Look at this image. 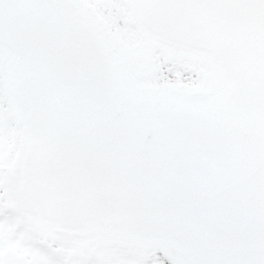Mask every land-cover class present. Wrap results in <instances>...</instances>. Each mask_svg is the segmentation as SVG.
Returning a JSON list of instances; mask_svg holds the SVG:
<instances>
[{
	"label": "snow or ice",
	"instance_id": "6c2138e0",
	"mask_svg": "<svg viewBox=\"0 0 264 264\" xmlns=\"http://www.w3.org/2000/svg\"><path fill=\"white\" fill-rule=\"evenodd\" d=\"M0 264H264V0H0Z\"/></svg>",
	"mask_w": 264,
	"mask_h": 264
}]
</instances>
